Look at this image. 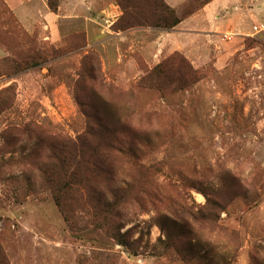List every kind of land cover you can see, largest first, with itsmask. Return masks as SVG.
Segmentation results:
<instances>
[{
	"label": "rangeland",
	"instance_id": "374dc122",
	"mask_svg": "<svg viewBox=\"0 0 264 264\" xmlns=\"http://www.w3.org/2000/svg\"><path fill=\"white\" fill-rule=\"evenodd\" d=\"M96 1L89 46L81 20L64 21L52 43L0 0V61L19 35L48 57L15 76L0 67V264H264V0H219L188 35L122 30L119 0ZM211 1L165 0L182 19ZM160 64L170 77L150 88ZM90 115L115 122L131 146L107 164L129 187L127 247L95 226L88 199L65 207L85 226L73 231L45 183L55 161L43 140L76 141ZM87 185L111 200L109 178ZM77 187L72 196L86 198Z\"/></svg>",
	"mask_w": 264,
	"mask_h": 264
},
{
	"label": "trees",
	"instance_id": "16d2710c",
	"mask_svg": "<svg viewBox=\"0 0 264 264\" xmlns=\"http://www.w3.org/2000/svg\"><path fill=\"white\" fill-rule=\"evenodd\" d=\"M60 4L61 0H48L49 9L52 12L56 13ZM1 5L3 6V3ZM119 5L123 9V16L120 20L121 26L119 27L122 30L144 27L172 30L183 21L176 10L170 7L165 0H151L148 4L142 3V0H119ZM6 11L5 6L4 13ZM8 13L10 14V12ZM6 21L4 19L0 22V44H2L1 26ZM23 36L25 37L24 34ZM17 43L18 47L12 43L13 48H7L9 55L0 61V67L6 70V73L3 74L15 76L32 68L40 67L47 62L48 57L42 56L38 51L31 50V48H24L25 42L21 35H19V42L17 40ZM67 50L62 51L61 55H65L69 51ZM54 54L60 53L56 51ZM166 71L168 68L164 64L158 65L144 79V84H148L150 88L160 89L163 87L162 80H167L170 77ZM193 72L194 74L198 73L196 70ZM181 76L180 72H176L177 78H181ZM89 118H92L95 124L88 126L85 134L78 137L76 141L62 137H50L43 140L48 151L47 160L55 161L48 169L46 166L43 168L46 177L45 183L51 189L56 204L62 208L65 219L73 231H81L85 226L79 216H75L65 207L72 205L70 203L72 201L78 203L79 201L82 202L83 199H88V207L92 213L89 214L93 217L95 226L104 230L118 244L127 247L133 243L127 240L128 233H121L122 226L119 219L121 210L127 203L125 192L128 191L129 187L123 188L126 186L125 181L118 179L107 164H112V161H119L128 155L131 146L127 149L126 134L114 127L115 122L112 121L110 124L107 120L91 115ZM28 137L31 136L28 135ZM35 147L33 152L34 155H37L39 151L37 144ZM101 176L107 177L111 181V188L108 189L110 201L103 198L102 191L87 185L89 178H100ZM77 186L88 190L86 198L76 196V199L72 196L74 192H78Z\"/></svg>",
	"mask_w": 264,
	"mask_h": 264
},
{
	"label": "crops",
	"instance_id": "0c3cea01",
	"mask_svg": "<svg viewBox=\"0 0 264 264\" xmlns=\"http://www.w3.org/2000/svg\"><path fill=\"white\" fill-rule=\"evenodd\" d=\"M166 1L173 7L177 8L179 6V2H176V0ZM218 1L219 0H213L209 2L202 8L200 13L187 19H183L175 29L171 31H163V33L166 32V34H170L175 32L176 34L186 35L195 33L194 31L197 30V27L187 25V22L191 21L190 24H194L195 22H207L206 15L213 12L211 8H213ZM6 2L16 13L20 22L28 31L34 32L37 29L36 25L38 22H41L42 30L44 31V34H42L44 40H50L52 43L60 41L64 34L63 22L81 20L89 41L88 45L92 46L94 44L91 42V39L93 38L95 30H97L96 25H99L97 22L99 16L90 17L89 15L94 9V4L92 5V3H96V0H61V6L56 13L49 9L48 0H6ZM115 8L117 12L112 13L120 15L122 12L119 11L117 7ZM108 11L111 12L110 10ZM201 16L203 17L202 19ZM184 25L185 27H183Z\"/></svg>",
	"mask_w": 264,
	"mask_h": 264
}]
</instances>
